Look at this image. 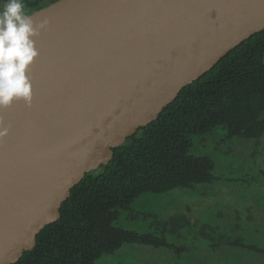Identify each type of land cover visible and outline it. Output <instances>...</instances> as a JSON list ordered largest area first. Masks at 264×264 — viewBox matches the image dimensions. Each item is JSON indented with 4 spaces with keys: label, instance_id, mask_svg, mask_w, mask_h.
Returning <instances> with one entry per match:
<instances>
[{
    "label": "water",
    "instance_id": "1",
    "mask_svg": "<svg viewBox=\"0 0 264 264\" xmlns=\"http://www.w3.org/2000/svg\"><path fill=\"white\" fill-rule=\"evenodd\" d=\"M31 106L0 109V264L37 245L73 188L229 53L264 0H59L32 14Z\"/></svg>",
    "mask_w": 264,
    "mask_h": 264
},
{
    "label": "trees",
    "instance_id": "2",
    "mask_svg": "<svg viewBox=\"0 0 264 264\" xmlns=\"http://www.w3.org/2000/svg\"><path fill=\"white\" fill-rule=\"evenodd\" d=\"M58 1L23 3L29 15ZM4 2L0 0V6ZM214 136L223 138L218 146L236 138L259 141L264 137V32L183 89L156 121L113 150L108 165L87 174L71 190L60 221L41 232L36 247L18 264H96L126 245L169 251L174 259L162 264H234L215 258L223 250L233 256H252L264 264V208L259 209L261 218L256 221L257 215L248 206L255 207V201L246 202L248 207L242 212L235 210L236 215L219 211L215 221L191 220L181 212L162 219L144 215L142 220L151 225L147 234L117 224L123 213L131 216L133 204L145 195L212 184L213 159L194 149L197 140L206 142Z\"/></svg>",
    "mask_w": 264,
    "mask_h": 264
},
{
    "label": "rangeland",
    "instance_id": "3",
    "mask_svg": "<svg viewBox=\"0 0 264 264\" xmlns=\"http://www.w3.org/2000/svg\"><path fill=\"white\" fill-rule=\"evenodd\" d=\"M215 135L225 136L222 132ZM220 139L223 138L214 136L207 138L206 142L195 140L194 152L211 157L215 163V180L212 184L196 186L193 190H176L161 196L145 195L133 204L131 216L128 212L120 216L118 226L147 234L151 231V225L149 221L142 220L144 215L162 219L181 212L191 220L196 217L215 221L219 211L227 210L236 215L235 210L242 212L248 206L249 212L257 215L255 220L259 221L261 215H258V211L264 208V137L259 141L236 138L218 146ZM248 201H255V207L247 206ZM169 241L174 242L173 238ZM238 255L233 256L230 251L223 250L215 258L234 264H263L252 256ZM171 256L166 250L126 245L116 254L99 259L96 264H162L173 260Z\"/></svg>",
    "mask_w": 264,
    "mask_h": 264
},
{
    "label": "clouds",
    "instance_id": "4",
    "mask_svg": "<svg viewBox=\"0 0 264 264\" xmlns=\"http://www.w3.org/2000/svg\"><path fill=\"white\" fill-rule=\"evenodd\" d=\"M0 10V109L23 100L31 106L32 81L28 68L38 56L35 37L46 30L49 21L33 23L23 0H5ZM0 117V139L8 135Z\"/></svg>",
    "mask_w": 264,
    "mask_h": 264
},
{
    "label": "flooded vegetation",
    "instance_id": "5",
    "mask_svg": "<svg viewBox=\"0 0 264 264\" xmlns=\"http://www.w3.org/2000/svg\"><path fill=\"white\" fill-rule=\"evenodd\" d=\"M49 6H50V5H49ZM47 7H48V6H47ZM34 13H36V12L30 13L29 16H31V15L34 14Z\"/></svg>",
    "mask_w": 264,
    "mask_h": 264
}]
</instances>
